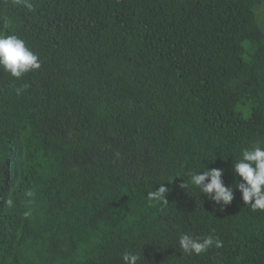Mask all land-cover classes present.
Segmentation results:
<instances>
[{
  "label": "trees",
  "instance_id": "trees-1",
  "mask_svg": "<svg viewBox=\"0 0 264 264\" xmlns=\"http://www.w3.org/2000/svg\"><path fill=\"white\" fill-rule=\"evenodd\" d=\"M263 6L0 0V34L41 62L0 70V264H264V210L181 187L203 165L234 185L264 147ZM182 234L222 246L183 254Z\"/></svg>",
  "mask_w": 264,
  "mask_h": 264
},
{
  "label": "clouds",
  "instance_id": "clouds-1",
  "mask_svg": "<svg viewBox=\"0 0 264 264\" xmlns=\"http://www.w3.org/2000/svg\"><path fill=\"white\" fill-rule=\"evenodd\" d=\"M29 6L30 5H26ZM41 67L38 54L31 50L24 40L17 35L0 34V70L7 72L14 78H21L24 74ZM17 94L22 89L18 88ZM200 169H204L200 172ZM198 171H188L186 181L181 187L198 190L203 193L215 205L223 208L234 200V189L241 193L242 202L249 205L253 211L264 210V147L259 142H253L251 147L241 151L240 158L234 160L233 172L238 179L234 185L226 186L220 168L201 167ZM168 189L161 183L156 190L147 193L148 201L161 203L168 202L166 193ZM26 197H32L31 190L25 193ZM9 208L14 206L13 199H7ZM30 213L25 212L28 216ZM178 246L183 254L199 255L207 252L211 247L220 248L222 241L212 235L194 237L190 234H182L178 239ZM140 256L134 252L126 251L122 254L123 264H138Z\"/></svg>",
  "mask_w": 264,
  "mask_h": 264
},
{
  "label": "rangeland",
  "instance_id": "rangeland-1",
  "mask_svg": "<svg viewBox=\"0 0 264 264\" xmlns=\"http://www.w3.org/2000/svg\"><path fill=\"white\" fill-rule=\"evenodd\" d=\"M261 12H262V15H264V6L261 7ZM264 17V16H263Z\"/></svg>",
  "mask_w": 264,
  "mask_h": 264
}]
</instances>
